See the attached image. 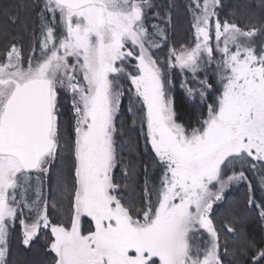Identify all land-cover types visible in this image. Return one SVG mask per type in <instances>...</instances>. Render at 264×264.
Masks as SVG:
<instances>
[{"label": "snow or ice", "instance_id": "6c2138e0", "mask_svg": "<svg viewBox=\"0 0 264 264\" xmlns=\"http://www.w3.org/2000/svg\"><path fill=\"white\" fill-rule=\"evenodd\" d=\"M258 6L186 0L180 44L174 0H31L22 32L19 7L0 9V264L33 249L44 264H264ZM234 186L243 205L221 218Z\"/></svg>", "mask_w": 264, "mask_h": 264}, {"label": "trees", "instance_id": "16d2710c", "mask_svg": "<svg viewBox=\"0 0 264 264\" xmlns=\"http://www.w3.org/2000/svg\"><path fill=\"white\" fill-rule=\"evenodd\" d=\"M0 0V9H2L6 5H15L19 7V21L18 26L15 28L16 32H22L25 27L31 29L33 27L34 17L30 9L25 7L26 4L31 3V0ZM170 2V0H156V3L160 5H166ZM176 4V8L172 10V20L174 31L171 33L177 44L187 40L190 38L189 32V19L184 11V4L186 0H174ZM232 4L239 3L241 5L240 11L241 13L253 14L257 17L261 15V9L258 6V0H230ZM245 5H251V7H244ZM3 15L0 13V24L3 23ZM31 33H25V45L27 46L28 39L30 38ZM177 81V85L175 91L173 93L176 107L179 113L184 118V122L188 123V116H193V119L190 121L192 124L196 122V116L203 110L200 103L197 102L193 104L190 98H187L183 92V89L179 86V80L181 77L177 75L175 78ZM198 101V98H197ZM127 107V101H125V108ZM128 124L131 126V120H128ZM138 127L132 133L133 142L135 141V137L138 134ZM142 149V143H141ZM127 155V153H125ZM119 176V172H117ZM143 176L139 178V182L142 183ZM246 186H236L233 187L229 194L228 199L225 204L219 208L218 215L223 218L226 215H230L233 212H239L240 207L243 205V201L245 199ZM253 217H255V213L253 212L250 216L245 217V222L251 227V231L253 233L256 232V226L252 223ZM14 259L18 262V264H44L45 256L43 252L38 249H33V251H15Z\"/></svg>", "mask_w": 264, "mask_h": 264}, {"label": "rangeland", "instance_id": "374dc122", "mask_svg": "<svg viewBox=\"0 0 264 264\" xmlns=\"http://www.w3.org/2000/svg\"><path fill=\"white\" fill-rule=\"evenodd\" d=\"M14 3H16V0H15V2ZM234 187H236V186H234Z\"/></svg>", "mask_w": 264, "mask_h": 264}]
</instances>
